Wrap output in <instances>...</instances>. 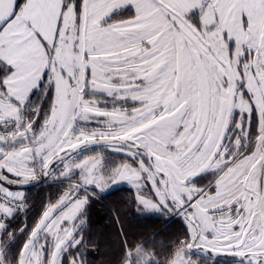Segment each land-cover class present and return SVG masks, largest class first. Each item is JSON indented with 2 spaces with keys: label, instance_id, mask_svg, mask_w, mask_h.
Returning <instances> with one entry per match:
<instances>
[{
  "label": "snow or ice",
  "instance_id": "obj_1",
  "mask_svg": "<svg viewBox=\"0 0 264 264\" xmlns=\"http://www.w3.org/2000/svg\"><path fill=\"white\" fill-rule=\"evenodd\" d=\"M117 10L128 15L108 22ZM45 84L54 96L37 130L39 109H24ZM88 90L132 106L102 108ZM0 128V264H90L87 189L118 182L134 187L137 211L178 214L186 234L161 259L121 227L115 264H264V0H0ZM92 144L132 162L105 173L102 154L74 157ZM57 162L79 178L15 248L26 194L5 185Z\"/></svg>",
  "mask_w": 264,
  "mask_h": 264
},
{
  "label": "trees",
  "instance_id": "obj_2",
  "mask_svg": "<svg viewBox=\"0 0 264 264\" xmlns=\"http://www.w3.org/2000/svg\"><path fill=\"white\" fill-rule=\"evenodd\" d=\"M59 165H61L60 162L54 166L55 171ZM55 171L50 174V177ZM49 179L42 186L19 190L26 194L27 208L24 212L16 214L10 226L18 228L26 224L27 227L23 233H17L15 248L22 246L46 204L54 202L66 190L64 185L50 184ZM117 206L120 209L118 213L121 218L120 223L113 222V217L117 214L114 209ZM84 215L87 217L82 230L85 247L81 251L86 255L90 264H115L121 252V240L124 239L123 234L120 233L121 227L126 230L127 239L140 240L146 248L156 249L161 259L170 255L176 242L183 239L186 234V226L181 216L167 219L166 214H148L145 211H137L135 193L130 188L121 187L101 196H92L84 210ZM72 251L65 254L66 257ZM223 261L233 262L226 257L216 258L213 262Z\"/></svg>",
  "mask_w": 264,
  "mask_h": 264
},
{
  "label": "rangeland",
  "instance_id": "obj_3",
  "mask_svg": "<svg viewBox=\"0 0 264 264\" xmlns=\"http://www.w3.org/2000/svg\"><path fill=\"white\" fill-rule=\"evenodd\" d=\"M127 15H128V10H117L114 13H112L110 15V17L107 19H108V22H114L118 19L125 18ZM65 58L67 59L68 63H71L72 57H71L70 50H69V52L65 53ZM87 94L89 97H94L95 99H97L102 108H111L113 106H127V107L132 106V103L130 101L126 103V102H124L118 98L108 97V96H106L100 92L88 90ZM53 96H54V90L51 89L47 84H45L42 88L34 89L32 94L30 95L29 100L25 105L24 116L26 118L31 119V118H33L34 115H36L33 112V109L34 108L39 109L38 117L36 119V124L34 125L35 129L38 130L39 126L43 123L44 116L48 112V110L51 106ZM78 126L87 128V127H94L95 125L92 123H89V122H78ZM8 130H11V126H9ZM2 131H5V129L0 128V132H2ZM98 153L102 154L104 157V171H105V173L110 172L111 170H113L115 167H117L122 162H125V161H128L130 163L132 162L130 157L126 153L115 152L112 149H110L104 145L91 146V147L85 148L83 151H81L80 153H78L74 157L76 159H82L87 155H94V154H98ZM61 169H62V164L59 165V167L55 171L54 175L50 177L49 183L53 184L55 186L64 185L66 187V190H67L69 184L73 183L75 180H77L79 178L80 173H79V170H75L70 177L59 176V172ZM201 175L203 177H207L208 179H211L214 176V173L211 171H208V172H205ZM207 182H208L207 179L200 181V183H203V184H206ZM121 187L130 188L135 193L134 187L132 185H130L128 182L114 183L104 192H99L98 190L92 189V188L87 189V191L88 192H96V195H94V196H97V195L101 196V195L106 194L107 192L116 190V189L121 188ZM11 191H14V190H11ZM25 209L23 211H18L17 213H22L25 211ZM144 211L148 214H166L167 219H170L173 217L177 218V214H175V213L168 214L166 211L165 212H159V211H155V210H144ZM184 225L186 226L185 221H184ZM79 228H80V231L82 232V230L84 229V224L80 225ZM49 250H51V241L50 240H49ZM70 250H72V249H69V251ZM197 255H200V253H197ZM224 256H226V255H224ZM231 257H233V256H231ZM233 258H239V257H233ZM204 264H241V263H234V262L229 263L227 261H223L221 263H214L213 261L210 262L207 259H205Z\"/></svg>",
  "mask_w": 264,
  "mask_h": 264
},
{
  "label": "water",
  "instance_id": "obj_4",
  "mask_svg": "<svg viewBox=\"0 0 264 264\" xmlns=\"http://www.w3.org/2000/svg\"><path fill=\"white\" fill-rule=\"evenodd\" d=\"M95 145H102V144L87 145V146L82 147L80 150H82L84 148H87V147L95 146ZM58 163L59 162H57L56 164H58ZM49 176L50 175H40L36 180H33L30 183H28V184H15V183H11V184H6L5 187H7L9 189H12V190H26V189H31V188H35V187H38V186L43 185L48 180ZM177 216H180V215L177 214ZM221 257H226L227 259H229L230 261H233V262H241L240 261V258H233L231 256L221 255V256L216 257V258L218 259V258H221Z\"/></svg>",
  "mask_w": 264,
  "mask_h": 264
},
{
  "label": "crops",
  "instance_id": "obj_5",
  "mask_svg": "<svg viewBox=\"0 0 264 264\" xmlns=\"http://www.w3.org/2000/svg\"><path fill=\"white\" fill-rule=\"evenodd\" d=\"M114 12H115V11H114ZM114 12H113V13H114Z\"/></svg>",
  "mask_w": 264,
  "mask_h": 264
}]
</instances>
